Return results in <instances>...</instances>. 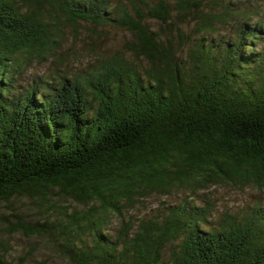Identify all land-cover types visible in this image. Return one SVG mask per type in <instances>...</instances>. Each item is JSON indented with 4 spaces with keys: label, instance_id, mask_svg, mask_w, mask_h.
Masks as SVG:
<instances>
[{
    "label": "trees",
    "instance_id": "trees-1",
    "mask_svg": "<svg viewBox=\"0 0 264 264\" xmlns=\"http://www.w3.org/2000/svg\"><path fill=\"white\" fill-rule=\"evenodd\" d=\"M117 3L0 0V201L28 196L43 218L5 215L0 235L38 234L69 264H264L262 202L214 224L210 198L197 199L211 186L264 189L262 3ZM63 20L126 28L136 60L18 85L58 47ZM9 248L1 237L0 264H15Z\"/></svg>",
    "mask_w": 264,
    "mask_h": 264
},
{
    "label": "rangeland",
    "instance_id": "rangeland-1",
    "mask_svg": "<svg viewBox=\"0 0 264 264\" xmlns=\"http://www.w3.org/2000/svg\"><path fill=\"white\" fill-rule=\"evenodd\" d=\"M118 0H111L113 6H116ZM122 1V0H121ZM126 1V0H125ZM254 1V0H253ZM260 4V17L264 19V0H255ZM259 5V4H258ZM152 28H160V23L156 20H149ZM61 35L58 37V47L52 52H46L44 56L35 57L22 75L19 77L18 85L28 87L41 79H47L51 82L63 80L64 76L69 78L77 77L83 79L88 76L94 67H98L110 57L121 54L125 57L136 60L129 50L133 45V36L124 27L116 24H107L104 27L96 28L88 22H79L74 25L63 20L60 23ZM189 190L174 191L171 195H154L144 205L137 209V213L145 212L146 208L155 210L161 203H175L187 196ZM207 198L214 207V213L211 217L212 222L219 223L227 215L242 216L243 212L262 202L264 205V189L255 187L240 188L237 185L211 186L200 191L197 199L200 203L205 202ZM36 201V200H35ZM32 198L28 196L13 197L10 201H0V217L17 212L25 220L32 223L42 221L40 214L36 213V205ZM148 210V209H147ZM12 221L17 218L10 217ZM0 230L5 223L0 220ZM2 233L1 237L8 240L10 250L7 259L15 264H22L20 258L25 253L30 252L24 259L23 264H69L67 261L59 259L53 249L47 247L46 240L38 234H26L23 231L15 233ZM2 251V249H0Z\"/></svg>",
    "mask_w": 264,
    "mask_h": 264
}]
</instances>
